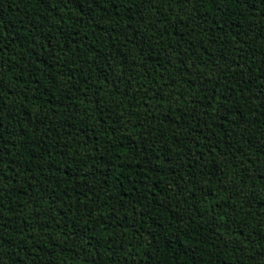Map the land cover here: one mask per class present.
Segmentation results:
<instances>
[{
	"label": "trees",
	"instance_id": "trees-1",
	"mask_svg": "<svg viewBox=\"0 0 264 264\" xmlns=\"http://www.w3.org/2000/svg\"><path fill=\"white\" fill-rule=\"evenodd\" d=\"M0 264H264V0H0Z\"/></svg>",
	"mask_w": 264,
	"mask_h": 264
}]
</instances>
